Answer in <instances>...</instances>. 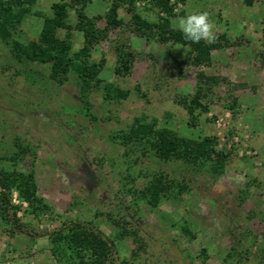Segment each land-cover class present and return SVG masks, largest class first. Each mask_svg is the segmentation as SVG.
<instances>
[{
    "label": "rangeland",
    "instance_id": "1",
    "mask_svg": "<svg viewBox=\"0 0 264 264\" xmlns=\"http://www.w3.org/2000/svg\"><path fill=\"white\" fill-rule=\"evenodd\" d=\"M57 3L68 5L71 43L80 49L85 43L76 28L80 7L72 0H34L13 39L23 44L37 39ZM171 3L176 14L207 11L215 21L220 48L210 64H183L187 48L138 35L133 13L154 23L163 15L153 0H136L132 10L121 7L119 28L108 26L110 3L91 0L86 16L99 38L92 55L105 59L106 66L100 76L104 83L89 94L90 116L80 105L75 76L62 86L53 83L47 65L16 62L11 45L0 40V157L12 153L14 136L35 146L39 194L53 209L35 216L15 192L12 203L21 207L18 218L30 234L52 232L70 219L92 221L88 226L115 242L109 264H264V0L252 7L243 0ZM129 54L130 62L122 64L120 57ZM105 83L129 91L128 98L107 99ZM195 97L200 105L191 116L182 103ZM140 117L187 137L217 136L218 149L231 152L223 174L214 176L209 166L161 162L151 154L127 168L123 147L111 137L127 132ZM190 117L195 127L188 124ZM20 167L31 170V162ZM155 172L189 189L174 190L156 209L141 205L137 210L123 184L142 190L146 179L137 175ZM100 211L126 215L140 229L147 247L138 257L131 238L117 240L116 226L105 216L95 217ZM6 228L0 218V264H56L50 255L44 261L28 251L33 242L27 237L23 242L8 237Z\"/></svg>",
    "mask_w": 264,
    "mask_h": 264
},
{
    "label": "trees",
    "instance_id": "2",
    "mask_svg": "<svg viewBox=\"0 0 264 264\" xmlns=\"http://www.w3.org/2000/svg\"><path fill=\"white\" fill-rule=\"evenodd\" d=\"M33 1L0 0V40L11 45V53L16 62L47 65L50 71L49 78L53 83L62 86L70 80L72 75L75 76L80 89V105L87 112L86 116H90L92 104L89 94L93 88H98L104 83L100 76L106 66L105 59L96 61L92 55L99 38L97 30L86 16V7L91 0H72L74 7H80L76 28L84 34L85 38L84 45L78 50H75L71 43L72 27L66 21L68 7L66 4L53 5V16L45 19L37 39L27 44L13 39L14 34L18 32V28L31 12ZM104 1L110 3L107 15L110 28H119L122 25L119 19L121 7L127 6L129 10L135 9L136 0ZM177 1L186 2V0ZM257 1L243 0V3L252 7ZM153 4L163 14L159 22H150L137 13L132 14V24L138 35L147 39L155 38L161 43H173L187 48L188 52L183 64L195 67L210 64L212 53L220 48L219 40L217 39L213 44L203 41L193 44L185 40L182 34L172 26L173 19L185 16V13L176 14V5L172 4L171 0H153ZM127 56L120 57L122 64L129 63L133 55ZM123 69L124 67L117 68L116 74L123 76ZM125 69L128 70V67L126 66ZM103 90L109 100H125L130 94L129 91L117 88L114 83H105ZM199 98L183 101L182 104L187 108L189 115L193 116L195 105H200ZM188 124L191 127L197 125L192 117L188 119ZM111 139L119 141L123 147V157L128 165L127 168H134L144 157L151 154L161 162H181L196 169L209 166L212 174L219 176L223 174L231 154L225 149H218L217 136L187 137L167 126H159L157 120H149L147 117L135 118L127 132L113 136ZM12 142L14 144L12 153L6 157H0V163L7 165L0 167V218L7 223L4 233L20 242L27 237L33 242L28 251L38 252L43 259L44 256L50 255L56 264H109L115 242L100 232L97 227L88 226V224H94L92 221L85 224L70 219L52 232L30 234L24 231V225L18 218V211L21 207L12 203L14 192L18 194L22 202L28 203L35 216H39L41 212L51 211L53 208L39 194L35 172L39 157L36 147L21 137L14 136ZM134 155H136L135 159H133ZM26 160L31 162V170L21 169V164ZM131 176L130 174L125 177L127 182L130 181L128 178ZM142 177L146 179L142 190L126 189L128 183L123 184L125 193L131 198V205L137 210L141 208V205L156 209L162 202L171 198L174 190L182 194L189 189L188 184L170 179L164 172L137 175L139 179ZM131 181L136 182L137 180ZM72 206L71 204L69 211ZM103 216L118 229L117 240L121 241L126 238L133 240L136 246V249L132 251L134 258L145 250L147 244L140 229L135 228L126 215L117 218L111 211H100L95 215V217ZM186 232L190 234L187 229ZM203 253H206V249Z\"/></svg>",
    "mask_w": 264,
    "mask_h": 264
},
{
    "label": "clouds",
    "instance_id": "3",
    "mask_svg": "<svg viewBox=\"0 0 264 264\" xmlns=\"http://www.w3.org/2000/svg\"><path fill=\"white\" fill-rule=\"evenodd\" d=\"M172 26L185 40L193 44H199L201 41L213 44L217 41V25L207 11L176 17L172 21Z\"/></svg>",
    "mask_w": 264,
    "mask_h": 264
},
{
    "label": "crops",
    "instance_id": "4",
    "mask_svg": "<svg viewBox=\"0 0 264 264\" xmlns=\"http://www.w3.org/2000/svg\"><path fill=\"white\" fill-rule=\"evenodd\" d=\"M45 260H47V259H46V256H44V261H45Z\"/></svg>",
    "mask_w": 264,
    "mask_h": 264
}]
</instances>
